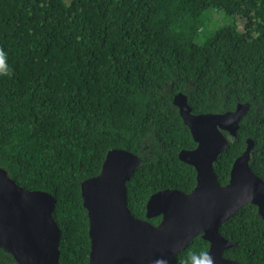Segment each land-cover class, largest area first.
Returning a JSON list of instances; mask_svg holds the SVG:
<instances>
[{
    "label": "trees",
    "instance_id": "16d2710c",
    "mask_svg": "<svg viewBox=\"0 0 264 264\" xmlns=\"http://www.w3.org/2000/svg\"><path fill=\"white\" fill-rule=\"evenodd\" d=\"M211 9L238 22L204 32ZM0 48V73H10L0 75V168L55 198L59 264L88 261L80 186L109 151L141 159L126 184L135 218L145 219L159 191L194 189L195 169L178 158L196 147L173 105L178 93L195 115L250 105L213 169L226 185L251 139L249 166L264 181V0H0ZM219 232L234 244L225 258L264 264L255 206L240 208ZM208 248L194 238L170 264ZM0 264L16 263L0 249Z\"/></svg>",
    "mask_w": 264,
    "mask_h": 264
},
{
    "label": "water",
    "instance_id": "95a60500",
    "mask_svg": "<svg viewBox=\"0 0 264 264\" xmlns=\"http://www.w3.org/2000/svg\"><path fill=\"white\" fill-rule=\"evenodd\" d=\"M173 105L196 144L178 154L195 169L194 189L159 191L148 199L145 219L135 218L127 206L126 184L141 159L121 149L109 151L100 173L80 186L90 240L85 264H170L199 236L208 242L215 264H239L223 256L234 244L220 234V227L247 204L255 206L264 221V181L249 166L253 141H246L233 162L226 185H220L213 169L230 138L237 136L250 105L195 115L181 93ZM55 204L51 194L19 186L0 168V249L16 264H59L62 231L53 218ZM155 217H161L157 225L149 222Z\"/></svg>",
    "mask_w": 264,
    "mask_h": 264
},
{
    "label": "rangeland",
    "instance_id": "374dc122",
    "mask_svg": "<svg viewBox=\"0 0 264 264\" xmlns=\"http://www.w3.org/2000/svg\"><path fill=\"white\" fill-rule=\"evenodd\" d=\"M65 1L68 3L71 0H65ZM234 22H238V21H234V18H231L230 20H226L223 16L222 11L220 12L219 10L211 9L206 13L204 17V32L212 31L224 25H231ZM237 26L239 28L241 27V24L238 23Z\"/></svg>",
    "mask_w": 264,
    "mask_h": 264
},
{
    "label": "clouds",
    "instance_id": "9594fccd",
    "mask_svg": "<svg viewBox=\"0 0 264 264\" xmlns=\"http://www.w3.org/2000/svg\"><path fill=\"white\" fill-rule=\"evenodd\" d=\"M5 60L6 53L2 48H0V63H3ZM0 75L10 76V73L4 71L0 73ZM182 264H215V259L207 251H202L200 253H188V255L182 261Z\"/></svg>",
    "mask_w": 264,
    "mask_h": 264
}]
</instances>
